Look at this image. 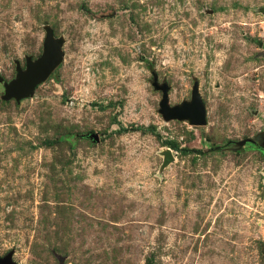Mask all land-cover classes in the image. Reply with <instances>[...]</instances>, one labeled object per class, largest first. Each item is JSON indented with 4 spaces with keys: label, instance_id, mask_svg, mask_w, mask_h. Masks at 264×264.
I'll list each match as a JSON object with an SVG mask.
<instances>
[{
    "label": "rangeland",
    "instance_id": "rangeland-1",
    "mask_svg": "<svg viewBox=\"0 0 264 264\" xmlns=\"http://www.w3.org/2000/svg\"><path fill=\"white\" fill-rule=\"evenodd\" d=\"M48 26L60 65L0 84V258L264 264V0H0L1 77ZM152 69L171 106L198 81L205 125L164 119Z\"/></svg>",
    "mask_w": 264,
    "mask_h": 264
},
{
    "label": "water",
    "instance_id": "water-1",
    "mask_svg": "<svg viewBox=\"0 0 264 264\" xmlns=\"http://www.w3.org/2000/svg\"><path fill=\"white\" fill-rule=\"evenodd\" d=\"M63 38L55 37L53 29L46 27L45 36L43 40V52L35 60L31 57H26L25 68H22L19 61H16V77L10 81L5 80L0 76V84L3 86V100L20 99L33 95L35 88L41 82L45 81L49 75L60 65L63 60ZM152 86L154 89L161 91V99L159 101V112L164 119H187L193 125H205L206 108L205 104L198 91V81H194L190 101H183L181 104L169 105L168 91L169 85L166 82L159 83L155 71L151 70ZM94 140L99 137L96 133L89 134ZM251 142L250 139L237 141L236 143L242 145L245 142ZM173 159L171 151H165L164 163ZM0 264H15L10 255L0 258Z\"/></svg>",
    "mask_w": 264,
    "mask_h": 264
},
{
    "label": "trees",
    "instance_id": "trees-1",
    "mask_svg": "<svg viewBox=\"0 0 264 264\" xmlns=\"http://www.w3.org/2000/svg\"><path fill=\"white\" fill-rule=\"evenodd\" d=\"M232 144L235 145L233 148H238V147H241L242 146V145L237 144L236 142L228 141L225 145H223V146H216L214 149H216V150H222V149H225V148L230 147Z\"/></svg>",
    "mask_w": 264,
    "mask_h": 264
}]
</instances>
